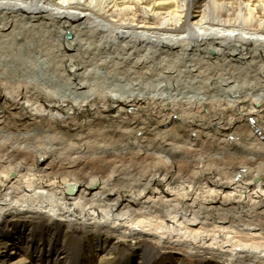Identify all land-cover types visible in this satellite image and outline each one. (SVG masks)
Returning a JSON list of instances; mask_svg holds the SVG:
<instances>
[{
    "label": "bare ground",
    "instance_id": "obj_1",
    "mask_svg": "<svg viewBox=\"0 0 264 264\" xmlns=\"http://www.w3.org/2000/svg\"><path fill=\"white\" fill-rule=\"evenodd\" d=\"M0 264H264V0H0Z\"/></svg>",
    "mask_w": 264,
    "mask_h": 264
},
{
    "label": "water",
    "instance_id": "obj_2",
    "mask_svg": "<svg viewBox=\"0 0 264 264\" xmlns=\"http://www.w3.org/2000/svg\"><path fill=\"white\" fill-rule=\"evenodd\" d=\"M71 38H72V35L70 33H68L67 36H66V40H71ZM72 190H73V188L69 186V187H67L66 191L69 193Z\"/></svg>",
    "mask_w": 264,
    "mask_h": 264
}]
</instances>
